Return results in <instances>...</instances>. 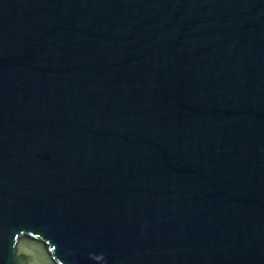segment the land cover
Masks as SVG:
<instances>
[{
    "label": "water",
    "instance_id": "95a60500",
    "mask_svg": "<svg viewBox=\"0 0 264 264\" xmlns=\"http://www.w3.org/2000/svg\"><path fill=\"white\" fill-rule=\"evenodd\" d=\"M0 264H264V0H0Z\"/></svg>",
    "mask_w": 264,
    "mask_h": 264
}]
</instances>
